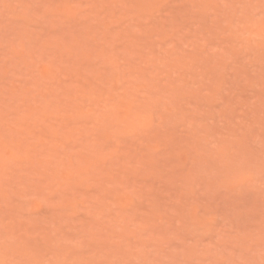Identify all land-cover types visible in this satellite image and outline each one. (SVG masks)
I'll return each instance as SVG.
<instances>
[{"label": "rangeland", "instance_id": "rangeland-1", "mask_svg": "<svg viewBox=\"0 0 264 264\" xmlns=\"http://www.w3.org/2000/svg\"><path fill=\"white\" fill-rule=\"evenodd\" d=\"M0 264H264V0H0Z\"/></svg>", "mask_w": 264, "mask_h": 264}]
</instances>
